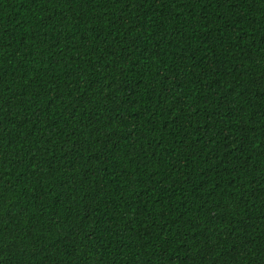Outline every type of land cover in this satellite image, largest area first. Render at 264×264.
<instances>
[{"label":"trees","instance_id":"trees-1","mask_svg":"<svg viewBox=\"0 0 264 264\" xmlns=\"http://www.w3.org/2000/svg\"><path fill=\"white\" fill-rule=\"evenodd\" d=\"M0 264H264V0H0Z\"/></svg>","mask_w":264,"mask_h":264}]
</instances>
